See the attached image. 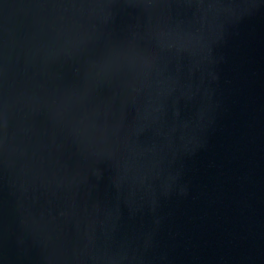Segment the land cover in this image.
<instances>
[{"label": "water", "instance_id": "95a60500", "mask_svg": "<svg viewBox=\"0 0 264 264\" xmlns=\"http://www.w3.org/2000/svg\"><path fill=\"white\" fill-rule=\"evenodd\" d=\"M0 264H264V0H0Z\"/></svg>", "mask_w": 264, "mask_h": 264}]
</instances>
